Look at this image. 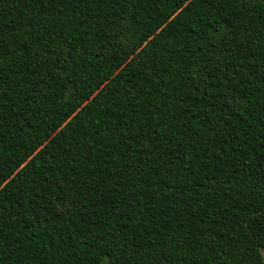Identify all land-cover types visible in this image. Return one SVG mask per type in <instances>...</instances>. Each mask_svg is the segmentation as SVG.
Returning <instances> with one entry per match:
<instances>
[{
    "label": "trees",
    "instance_id": "1",
    "mask_svg": "<svg viewBox=\"0 0 264 264\" xmlns=\"http://www.w3.org/2000/svg\"><path fill=\"white\" fill-rule=\"evenodd\" d=\"M263 253L264 0H0V264Z\"/></svg>",
    "mask_w": 264,
    "mask_h": 264
},
{
    "label": "snow or ice",
    "instance_id": "2",
    "mask_svg": "<svg viewBox=\"0 0 264 264\" xmlns=\"http://www.w3.org/2000/svg\"><path fill=\"white\" fill-rule=\"evenodd\" d=\"M4 179L6 180V179H7V177H4ZM106 264H108V262H106Z\"/></svg>",
    "mask_w": 264,
    "mask_h": 264
},
{
    "label": "rangeland",
    "instance_id": "3",
    "mask_svg": "<svg viewBox=\"0 0 264 264\" xmlns=\"http://www.w3.org/2000/svg\"><path fill=\"white\" fill-rule=\"evenodd\" d=\"M264 254V253H263Z\"/></svg>",
    "mask_w": 264,
    "mask_h": 264
}]
</instances>
